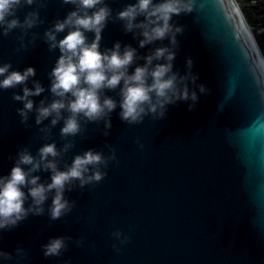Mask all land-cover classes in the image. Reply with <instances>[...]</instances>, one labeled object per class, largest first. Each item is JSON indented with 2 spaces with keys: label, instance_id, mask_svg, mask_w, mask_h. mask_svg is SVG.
<instances>
[{
  "label": "water",
  "instance_id": "water-1",
  "mask_svg": "<svg viewBox=\"0 0 264 264\" xmlns=\"http://www.w3.org/2000/svg\"><path fill=\"white\" fill-rule=\"evenodd\" d=\"M234 1L245 23L232 0H197L194 11L172 18L171 23L184 27L177 35L173 71L187 74L191 58V71L198 75L196 85L209 89L202 94L189 81L190 90L199 95L195 109L189 110L191 101H178L167 106L165 119L149 116L143 124L129 126L121 120L118 106L111 114L108 136L103 135V121L88 122L82 134L85 138H74L76 146L64 162L71 164L76 155L90 149H103L107 155L105 145H113L119 163L110 164L108 176L99 184L66 191V198L76 201L67 217L50 220L49 197L44 215H29L16 227L0 229V251L12 256L9 261L0 259V264H17L18 248L26 252L19 264H65L69 260L71 264H264V57ZM105 3L112 9V18L102 33L101 52L117 41L122 48H136L139 57L157 47H171L165 39L140 48L143 37L135 38L134 32L124 30L123 21L115 19L137 0ZM34 9L20 10L21 21ZM75 10V5H65L62 0H47V7L40 9L44 23L30 30L38 38L27 50L16 52L19 29L8 37L0 36V66L11 62L10 71L36 69L32 79L46 89L31 97L37 106L45 97L52 99L49 73L61 55L59 48L49 50L44 33ZM143 19L138 17L137 22ZM67 34L66 29L57 38ZM85 34L89 42L94 40V33ZM144 63L138 59L129 73ZM28 87H33L31 80ZM22 88L0 89V177L10 175L23 148L36 156L45 143L55 142L58 147L64 143L60 137L63 121L52 129L47 141L37 138L38 130L50 124L51 118L37 126L36 114L30 113L27 123L31 127L20 122L16 110L24 105L12 95H23ZM119 91L106 89L105 95L119 101ZM137 137L145 145L143 150L134 143ZM60 167L64 170L63 163ZM33 175L40 176L42 183L51 182L50 171ZM31 202L29 197L25 207ZM78 216L84 219L77 222ZM117 229L131 236L120 252L113 250L118 241L110 236ZM61 236L73 238L68 250L59 257H45L42 245ZM82 236L86 243L77 247L74 241Z\"/></svg>",
  "mask_w": 264,
  "mask_h": 264
},
{
  "label": "clouds",
  "instance_id": "clouds-1",
  "mask_svg": "<svg viewBox=\"0 0 264 264\" xmlns=\"http://www.w3.org/2000/svg\"><path fill=\"white\" fill-rule=\"evenodd\" d=\"M62 3L75 5L76 10L71 11L65 19H57L43 36L50 51L59 48L61 53L49 73L52 99L49 101L45 97L39 106L31 99L46 90L40 81L32 79L37 74L34 67H27L21 72L10 71L11 62L0 66V77H3L0 79V89L7 91L23 86V95L15 92L12 95L14 101L24 105L16 110L21 117L20 122L25 127H31L27 123L30 113L36 114L37 126L51 118L50 124L38 130L37 138L47 141L52 137V129L63 121L60 137L64 141L60 147L55 142L45 143L36 156L28 148H23L18 153L10 175L0 177V229L16 227L29 215H44V204L49 197L52 199L47 209L50 220L67 217L76 207V201L67 199L66 191L71 192L77 188L83 190L86 186L99 184L108 176L110 164L119 163L117 149L113 145H105L109 150L107 155L103 149H90L76 155L71 164L64 162V157L76 146L74 138L78 135L85 138L82 134L87 131L88 122L103 121V135L108 136L112 128L111 114L118 106L121 108V120L132 126L143 124L145 117L149 116L154 120L165 119L167 106L178 101H191L190 111L195 109L199 101L197 91L189 87V81L196 85L198 80V75L191 71L192 59L187 60V74L173 71L179 48L177 35L184 32V27L171 23L174 15L194 11L197 0H161L159 3H154V0H137V3L129 4L118 12L115 19L124 22V30L134 32L135 38L143 37L139 39L140 48L156 41L170 40L171 47H157L145 57H139L137 49L131 45L122 48L119 41L113 48L100 51L102 33L112 18V9L105 0H62ZM28 6H35V9L28 12L21 21L18 12ZM46 7L47 0H0V36L8 37L19 29L21 34L16 37L19 44L16 52L27 50L38 38V34H30V30L44 23L40 9ZM138 17L144 19L137 22ZM66 29L68 34L58 39V34ZM87 32L95 34L91 42L85 34ZM138 59L145 60V63L138 65L130 74L129 68ZM154 61L157 63L154 64ZM30 80L33 84L31 88L28 87ZM196 86L202 94L209 92L204 84ZM117 88L120 89L119 101L105 95L106 89ZM134 143L140 150L145 147L139 137ZM62 163L64 170L60 167ZM24 166H28L27 170ZM41 170L51 172L50 183H42L40 176L33 175ZM24 188L28 189L27 193ZM29 197L32 202L25 207ZM83 219V216L76 218L77 222ZM110 236L118 241L112 245L116 252H120L131 240V236L120 229L111 232ZM72 239L66 236L51 238L47 244L42 245L44 256H61L68 250ZM74 243L77 247H83L86 238L82 236ZM90 247L94 249L95 245ZM17 257V264L26 258L23 248L17 249ZM0 259L9 261L12 256L0 251ZM65 264H71L70 260Z\"/></svg>",
  "mask_w": 264,
  "mask_h": 264
},
{
  "label": "trees",
  "instance_id": "trees-1",
  "mask_svg": "<svg viewBox=\"0 0 264 264\" xmlns=\"http://www.w3.org/2000/svg\"><path fill=\"white\" fill-rule=\"evenodd\" d=\"M237 2L255 32L259 46L264 51V0H237Z\"/></svg>",
  "mask_w": 264,
  "mask_h": 264
},
{
  "label": "bare ground",
  "instance_id": "bare-ground-1",
  "mask_svg": "<svg viewBox=\"0 0 264 264\" xmlns=\"http://www.w3.org/2000/svg\"><path fill=\"white\" fill-rule=\"evenodd\" d=\"M233 1V3L235 4V6H236V8H237V10H238V12H239V14H240V11H239V9H238V7H237V5H236V3H235V1L234 0H232ZM240 16H241V14H240ZM241 18H242V16H241ZM242 20H243V18H242ZM244 21V20H243ZM244 23H245V21H244ZM246 26V25H245ZM248 27V26H247ZM249 28V27H248ZM251 29L249 28V31H250ZM252 32V31H251ZM252 35V34H251ZM262 62H263V64H264V60H263V58H262Z\"/></svg>",
  "mask_w": 264,
  "mask_h": 264
},
{
  "label": "rangeland",
  "instance_id": "rangeland-1",
  "mask_svg": "<svg viewBox=\"0 0 264 264\" xmlns=\"http://www.w3.org/2000/svg\"><path fill=\"white\" fill-rule=\"evenodd\" d=\"M250 28H251V31H252L253 35L255 36V32L253 31V29H252L251 26H250ZM258 45H259V44H258ZM259 48H260V51H261V53H262V55H263V57H264V51L261 49L260 46H259Z\"/></svg>",
  "mask_w": 264,
  "mask_h": 264
}]
</instances>
